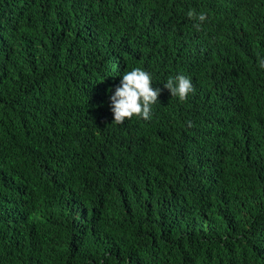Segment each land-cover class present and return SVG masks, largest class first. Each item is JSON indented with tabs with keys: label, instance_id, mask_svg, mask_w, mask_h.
Here are the masks:
<instances>
[{
	"label": "trees",
	"instance_id": "trees-1",
	"mask_svg": "<svg viewBox=\"0 0 264 264\" xmlns=\"http://www.w3.org/2000/svg\"><path fill=\"white\" fill-rule=\"evenodd\" d=\"M131 3L0 0V264H264V116L167 87L192 45Z\"/></svg>",
	"mask_w": 264,
	"mask_h": 264
},
{
	"label": "clouds",
	"instance_id": "clouds-1",
	"mask_svg": "<svg viewBox=\"0 0 264 264\" xmlns=\"http://www.w3.org/2000/svg\"><path fill=\"white\" fill-rule=\"evenodd\" d=\"M84 2L94 12L106 15L109 0H56V5L58 11L75 20L79 18L76 11ZM138 2L158 9L168 19L169 24L161 33L169 36L170 42L192 45L176 55L181 70L169 80L167 87L179 86L185 97L193 93L199 97L206 95L233 107L250 103L253 117L264 116V34L248 37L244 29L225 28V23L240 24L247 11L234 0H220L218 7L204 4L203 0H193L196 6L183 0H132L128 9L134 10ZM179 9L181 12L177 14ZM218 28L221 38L211 41L209 37ZM157 204L172 205L167 198Z\"/></svg>",
	"mask_w": 264,
	"mask_h": 264
}]
</instances>
